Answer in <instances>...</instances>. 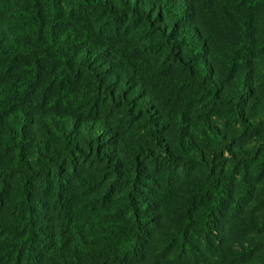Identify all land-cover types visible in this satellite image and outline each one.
I'll use <instances>...</instances> for the list:
<instances>
[{
	"label": "trees",
	"instance_id": "1",
	"mask_svg": "<svg viewBox=\"0 0 264 264\" xmlns=\"http://www.w3.org/2000/svg\"><path fill=\"white\" fill-rule=\"evenodd\" d=\"M0 264H264V0H0Z\"/></svg>",
	"mask_w": 264,
	"mask_h": 264
}]
</instances>
